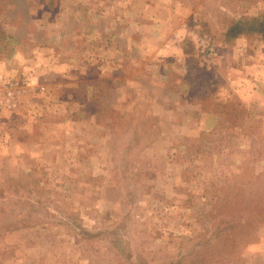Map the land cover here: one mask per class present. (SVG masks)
<instances>
[{"label": "rangeland", "instance_id": "374dc122", "mask_svg": "<svg viewBox=\"0 0 264 264\" xmlns=\"http://www.w3.org/2000/svg\"><path fill=\"white\" fill-rule=\"evenodd\" d=\"M264 0H0V264H264Z\"/></svg>", "mask_w": 264, "mask_h": 264}, {"label": "trees", "instance_id": "16d2710c", "mask_svg": "<svg viewBox=\"0 0 264 264\" xmlns=\"http://www.w3.org/2000/svg\"><path fill=\"white\" fill-rule=\"evenodd\" d=\"M263 22H264V20H263Z\"/></svg>", "mask_w": 264, "mask_h": 264}]
</instances>
